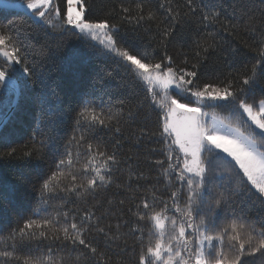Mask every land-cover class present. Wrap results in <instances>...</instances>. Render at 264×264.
Instances as JSON below:
<instances>
[{
  "label": "snow or ice",
  "instance_id": "6c2138e0",
  "mask_svg": "<svg viewBox=\"0 0 264 264\" xmlns=\"http://www.w3.org/2000/svg\"><path fill=\"white\" fill-rule=\"evenodd\" d=\"M260 5L254 11L246 0H236L228 11L218 0H184L182 7L174 6L173 0H159L155 6L150 0H135L130 6L121 3V22L137 26L144 22L148 24L146 31L155 25L156 47L141 51L118 42L120 24L113 22L115 9L104 17L90 18L87 0H0V103L8 109L0 111V128L15 118L20 99L40 100L39 96H28L36 84L60 101L56 91L60 83L51 74H37L36 63L28 60L21 39L27 38L28 21L38 27L72 30L96 41L102 49L90 47L97 55L118 58L146 86L159 109L160 135L172 138L163 174L168 176L178 168L176 179L181 187L172 191L168 200H158L153 192L151 201L145 194L136 205L138 222L149 225L132 230L139 232L136 264H255L257 260L264 264V0ZM189 16L196 17L195 37L178 31ZM175 39L188 41L195 63L190 64L189 53L184 52V66L176 64L168 52ZM157 49L162 50L158 58ZM218 50L231 71L223 80L202 81L204 62ZM40 54H44L43 48ZM86 65L84 53L72 52L64 59L61 80L66 88L71 90L87 78ZM16 72L20 77L13 75ZM208 101L232 104L244 127L215 118L207 125L203 107ZM49 111L41 107L39 123L46 131L33 132L19 153L0 134V165L30 166L36 181L32 188L38 192L31 214L19 216L23 204L20 187L0 177V264H113V257L101 248L93 233L103 236L106 244L119 237L110 234L111 226L107 231L101 226L104 214L97 215L93 210L96 205L72 215L49 209L50 201L60 193L84 199L113 183L116 152L91 133L119 125L121 112L98 110L90 100L81 101L74 112L72 135L60 151L57 129L63 117L58 111V119H50ZM114 131L121 129L116 126ZM37 135L42 138L37 140ZM174 147L182 153V164L179 156L175 164L170 162ZM213 152L230 158L237 174L234 187L219 185L213 191L208 186L209 168L204 157ZM156 163L162 166L165 161ZM241 194L254 199L248 203L241 200L237 211L234 198ZM257 203L259 211L252 216ZM221 209L229 212L218 223ZM14 214L17 219L13 223ZM119 227L117 224V231ZM44 240L52 244L33 247L34 242ZM121 260L117 255V264Z\"/></svg>",
  "mask_w": 264,
  "mask_h": 264
},
{
  "label": "trees",
  "instance_id": "16d2710c",
  "mask_svg": "<svg viewBox=\"0 0 264 264\" xmlns=\"http://www.w3.org/2000/svg\"><path fill=\"white\" fill-rule=\"evenodd\" d=\"M134 2L135 0H87L91 8L89 16L90 18L104 17L109 10L115 9L112 14L113 22L120 24L119 30L116 32L118 42L122 46L137 48L141 51L147 48L151 51V48L156 47L157 43L154 39L155 25L153 24L152 29L146 31L148 24L144 22L137 26L134 22L129 24L127 21L121 22L120 20L122 14L119 5L123 3L125 6H130ZM158 2L159 0H150L153 6L157 5ZM218 2L223 3L224 7L231 11V5L236 0H218ZM246 2L254 11H257L261 6L260 0H246ZM173 4L182 7L184 0H173ZM184 10L186 11V9ZM25 19L27 20V17ZM28 24H31V27L27 28L26 26L24 33L27 38L21 37L27 49L28 60L36 63L37 74L41 72L51 74L54 80L60 83V88L56 89L60 101L51 97L48 90L42 89L39 84L34 85L28 96H39L40 100L33 103L31 99H20V107L15 113V118L6 128H1L0 134H3L12 146L17 147L19 153V151L25 150L24 145L30 141L33 132L46 131L44 124L39 123L41 107L50 110V119H58L56 113L59 111L62 114L63 123L57 129V133L61 145L60 151H63V144L72 135L74 112L78 110L81 101L90 100L98 110L100 108H104L105 111L111 108L114 112L119 110L121 112L119 125L114 123L110 128H97L95 132L91 133L94 139L100 140L110 151L116 152L118 164L113 167V183L84 199L75 195L60 193L50 201L52 208L49 211H53V209L62 212L67 211L72 215L78 211L82 213L84 208H91L96 205L93 210L97 215L104 214L101 226H105L106 231L108 226H111L112 232L110 234L119 237L117 240L106 244L103 236H97L93 233L96 242L113 257V264H117V255L122 257L120 264H136V256L139 251L136 241L139 232L132 230L136 227L145 229L149 227L146 222H138L135 216L136 205L145 198V194L151 201L153 192L158 200H168L170 193L181 187L180 182L176 179L178 168L170 171L168 176L163 174V169L167 168L169 163L167 156L171 138L165 139L160 135L159 109L152 103L150 94L146 91L143 82L136 79L118 61V58L111 54L108 56L96 54L90 45H95L96 49H102V47L95 41L76 34L72 30L61 31L60 29L53 30L47 26L38 27L31 21H28ZM196 29V17L189 16L178 31L195 37ZM241 35L244 36L243 31H241ZM187 44V40L175 39L168 45L169 54L175 57L176 64L181 67L184 66V52L189 53V63H195V60L191 59V50ZM42 48L44 49L43 55L40 54ZM72 52L85 54L88 75L81 84L70 90L64 86L61 78L64 75L62 71L63 61ZM160 55H162V50L157 49V58ZM2 62L0 60V63ZM229 71L231 69L218 50L204 62L201 68V80H215L217 78L223 80L224 75ZM13 75L20 77L21 74L16 72ZM183 102L188 103L189 101ZM205 107L226 122L244 127L232 104L223 101H208L205 103ZM7 110L0 103V111L6 112ZM116 126L121 129L119 133L114 131ZM41 138L40 135H37V140ZM116 141L120 143L117 144ZM172 154L173 159L170 162L175 164V157L179 156L182 164V156L176 147L173 148ZM204 158L209 168L208 186L213 191H216L219 185H223L224 188L235 186L237 181L236 169L229 162V158L216 152L205 153ZM158 160H163L165 163L161 166L156 163ZM19 163L22 164L23 162ZM48 163L51 161L49 160ZM44 167L46 169L48 164H45ZM0 177L19 185L23 204L18 215H30L36 206V197L38 196V192L32 188L36 181L30 166L3 167L0 165ZM253 199L254 197L250 194L238 195L234 198V206L239 211L242 206L241 200L248 203ZM121 200L124 201L123 204L120 203ZM129 209L131 210L129 211ZM258 211L257 203V206L252 208L251 215L255 216ZM228 212L229 209L220 210L218 223L223 222L224 216ZM16 219L17 214H14L12 216L13 223ZM117 224L120 225L118 231L116 229ZM36 244L43 248L52 242L50 240L37 241L34 242L33 247ZM52 246L55 247V245ZM249 264H253V262L249 261ZM255 264H259V261H255Z\"/></svg>",
  "mask_w": 264,
  "mask_h": 264
},
{
  "label": "rangeland",
  "instance_id": "374dc122",
  "mask_svg": "<svg viewBox=\"0 0 264 264\" xmlns=\"http://www.w3.org/2000/svg\"><path fill=\"white\" fill-rule=\"evenodd\" d=\"M96 42V41H95ZM97 43V42H96ZM98 44V43H97ZM99 45V44H98ZM101 46V45H100ZM102 47V46H101ZM203 111H205L207 113V115L204 117V121L207 123V125H211L213 123V118H215L216 121H222L224 124H231L229 122H226L225 120H223L219 115H216L215 113L210 112L205 106L203 107ZM234 127H238L234 124H231ZM172 139V138H171ZM178 150V148H177ZM179 151V150H178ZM182 156V153H180ZM223 154V153H222ZM224 156H226L225 154H223ZM228 158V157H227ZM230 159V158H229Z\"/></svg>",
  "mask_w": 264,
  "mask_h": 264
},
{
  "label": "water",
  "instance_id": "95a60500",
  "mask_svg": "<svg viewBox=\"0 0 264 264\" xmlns=\"http://www.w3.org/2000/svg\"><path fill=\"white\" fill-rule=\"evenodd\" d=\"M7 111H8V110H7ZM7 111H6V112H7ZM0 130H1V128H0Z\"/></svg>",
  "mask_w": 264,
  "mask_h": 264
}]
</instances>
